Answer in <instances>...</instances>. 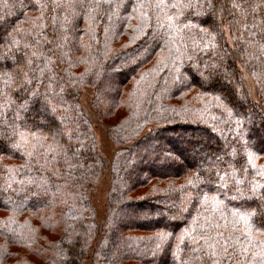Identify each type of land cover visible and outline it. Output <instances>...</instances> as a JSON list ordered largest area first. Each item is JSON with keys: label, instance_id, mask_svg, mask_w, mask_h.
Instances as JSON below:
<instances>
[{"label": "trees", "instance_id": "trees-1", "mask_svg": "<svg viewBox=\"0 0 264 264\" xmlns=\"http://www.w3.org/2000/svg\"><path fill=\"white\" fill-rule=\"evenodd\" d=\"M159 2L0 0V264H261L264 217L245 227L231 215L239 201L218 196L221 218L195 194L228 173L229 196L244 181V211L264 186V0H215L211 14L205 0L191 12ZM89 88L110 164L83 106ZM108 168L103 231L89 184Z\"/></svg>", "mask_w": 264, "mask_h": 264}, {"label": "snow or ice", "instance_id": "snow-or-ice-1", "mask_svg": "<svg viewBox=\"0 0 264 264\" xmlns=\"http://www.w3.org/2000/svg\"><path fill=\"white\" fill-rule=\"evenodd\" d=\"M205 3L208 7V14H211L212 12H214L215 10V0H205ZM170 7L171 9H183L186 8L189 10V12L194 11L193 8V4L191 2V0H187L186 3L181 4L179 3V0L177 3H172L171 5H165L164 4V0H160L159 3L156 4V8L160 9L162 7ZM197 7H199V4L196 5ZM182 15V13H177L175 16L173 15H168L167 16V21L169 23V26H172L178 22H180V16ZM185 19H187V16H185ZM192 27H195V25H192ZM204 31H209V29H204ZM208 45L206 44L205 47H207ZM21 107L23 108L24 105H21ZM43 111L46 113L48 110L45 107L43 109ZM22 126L27 127V123L23 124ZM34 127L36 128H41V129H48L50 134H54V135H63V130L59 129L58 127L56 128L55 133L52 132V126H50V123H47L45 121H41L39 123L34 124ZM31 131V129H30ZM13 132L15 133L16 130L15 128H13ZM4 134L6 135L7 132L6 130H4ZM17 135H19L21 137V140L24 139L25 134L23 132H19L16 133ZM15 137H13L14 139ZM33 139L39 143L40 142V137L37 136L35 133H33ZM14 147H20V144H15ZM249 157V162H251V153L248 154ZM264 175V174H262ZM228 177V173H225L222 176H219L216 178V189L215 192L211 195H209V193H212L213 190L210 187L213 183V177L209 176L206 180H203L200 182V185L197 186V192L195 194V198L198 200L199 204L201 207H209L211 206V209L220 214L221 218H226L224 217V213L228 210L227 209V205L225 204V199H218V196H223L229 200H235V201H239L240 203L238 205H234L233 206V210L231 211V215L233 217H237L240 221H242L245 225V227H249L250 225V219L251 218H255V217H264V186L261 187V191L258 197H253V199L257 200L258 202L256 203L255 207H251L249 206L247 210L244 211H240V209H244L245 208V204L247 202L248 197L245 196L244 192L241 190V188L239 187L240 185H242L244 183V181L240 180V179H233V181H230L231 183V188L232 191H234L235 194L233 195H228V190H229V183H225V180ZM189 185H192V181L189 180L188 181ZM204 189H207V191H205ZM254 190V189H253ZM193 224H197L199 223L197 218H193ZM206 223L209 224V226H211V222L210 221H206ZM260 227L264 228V224H261ZM172 234L169 233L168 236H171ZM202 236H204L205 239L207 240H212L213 238L208 235L207 233H201ZM217 235L221 238V239H226L223 236V233H217ZM245 236L248 235L247 232L244 233ZM160 240H166L167 237L164 235H160L158 237ZM216 244L221 247L223 249L224 252L228 251V246L226 245H220V240H216ZM159 247V245H158ZM253 255H257V253H253ZM259 255L261 256V264H264V248L261 249V251L259 252ZM225 259H228V256L224 257ZM213 264H216L215 260H213Z\"/></svg>", "mask_w": 264, "mask_h": 264}, {"label": "rangeland", "instance_id": "rangeland-1", "mask_svg": "<svg viewBox=\"0 0 264 264\" xmlns=\"http://www.w3.org/2000/svg\"><path fill=\"white\" fill-rule=\"evenodd\" d=\"M227 32H225L226 35ZM246 83V89L250 95V97L256 102H259L260 95L257 94V86L253 81V78L248 76ZM94 89L89 88L86 90L83 95V106L88 110L90 113V118L92 121V128H93V134L94 138L97 143V150H98V156L100 162L102 161H108L109 164L112 162V155L115 151V146L113 145L112 140L109 138L105 124L101 122V120L98 119L97 114L93 111L91 107V102L94 100ZM84 109V110H86ZM173 147V146H172ZM168 148L172 150L169 146ZM173 151L175 152V149L173 148ZM105 161V162H106ZM116 161V157H115ZM114 162V159H113ZM115 163H113V169H114ZM93 181V180H92ZM114 182H111V175L109 172V168L105 170L103 173L100 172L98 177H96L94 184H89V196H90V202L92 207V214L94 221L97 225H100L102 227L103 231H106V227L108 225L111 226V213H109V194H111V191L113 189ZM83 264H91L90 261L83 262Z\"/></svg>", "mask_w": 264, "mask_h": 264}]
</instances>
